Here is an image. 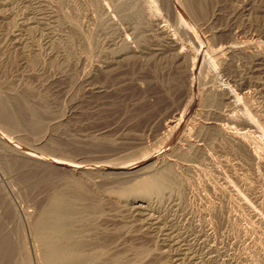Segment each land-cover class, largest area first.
Here are the masks:
<instances>
[{"label":"rangeland","instance_id":"374dc122","mask_svg":"<svg viewBox=\"0 0 264 264\" xmlns=\"http://www.w3.org/2000/svg\"><path fill=\"white\" fill-rule=\"evenodd\" d=\"M0 114V264H264V0H0Z\"/></svg>","mask_w":264,"mask_h":264},{"label":"bare ground","instance_id":"6f19581e","mask_svg":"<svg viewBox=\"0 0 264 264\" xmlns=\"http://www.w3.org/2000/svg\"><path fill=\"white\" fill-rule=\"evenodd\" d=\"M0 116H1V114H0ZM5 118H6V116H5ZM23 153H25L26 155H28L30 157L37 158V159H40L43 161H47V162H50L52 164H58V165H62L64 167L65 166L74 167L73 164L71 165V163L63 162V161L61 162L59 160L49 158L50 156L49 157L38 156V155H35L31 152H28L27 150L26 151L24 150ZM121 168H123V167H121ZM158 179H159L158 177H154V178L150 179L149 181L143 183L140 186L141 191L144 193H149L151 190L157 189L160 185V182ZM63 212L64 211L62 209L61 204H59L56 201L53 202L50 206H48L46 209H44V211H43L44 216L39 221V224L35 228V236H36L37 240L44 247V252H42L43 253V263L44 264H82L83 262H85L87 260L92 261L94 263H97V261L100 257V255L98 253H92L90 255H86L83 253H75L74 252L75 249H73V247H71L69 245H61V246L57 245V243L60 242L61 239H63V238H64V240L67 239L66 233L59 234L57 232L59 228H62V222L65 218V214ZM3 243L5 244L4 240H3ZM3 243H2V245H4ZM0 260H1V258H0ZM104 264H122V263L120 260V256H116L113 258L112 262H110V263L104 262Z\"/></svg>","mask_w":264,"mask_h":264}]
</instances>
